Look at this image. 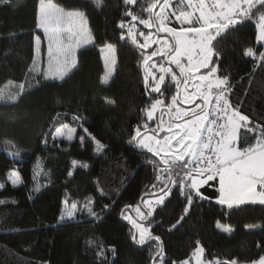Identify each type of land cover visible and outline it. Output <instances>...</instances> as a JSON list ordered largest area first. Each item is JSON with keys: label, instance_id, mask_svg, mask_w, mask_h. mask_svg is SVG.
Masks as SVG:
<instances>
[{"label": "trees", "instance_id": "obj_1", "mask_svg": "<svg viewBox=\"0 0 264 264\" xmlns=\"http://www.w3.org/2000/svg\"><path fill=\"white\" fill-rule=\"evenodd\" d=\"M38 1L0 4V87L8 81H25L33 62L34 37L44 39L37 28ZM56 2L86 13L93 41L79 50L77 67L63 81L37 77L40 83L18 102H0V200L6 201L0 204V264H153L156 242L136 244L132 239L135 230L124 216L136 218L137 205L146 211L143 200L155 197L164 186L156 180L152 163H159V158L129 141L137 126L142 132L145 122L149 128L157 126L161 114L157 112L156 118L148 121L142 110L153 99L170 100L175 85H162L164 96L153 93L149 98L141 50L129 40L122 41V30L118 28L122 17L131 19L123 16L127 10L139 14L147 5L142 0L131 6L124 5L123 0H103L100 8L91 0ZM257 22L256 17L248 19L217 40V75L228 76L231 103L239 106L250 122L264 125V61L259 60L264 42L256 41ZM135 23L139 30L148 32L138 21ZM107 44L117 51L113 75L105 84L101 80L104 64L100 47ZM249 47L255 57L244 54ZM58 114L60 123L77 129L72 141L52 137L58 126L53 118ZM74 115L82 119L74 122ZM78 124L106 147L95 151L94 141ZM81 135L85 136L83 142ZM6 141L16 148L6 147ZM17 148L21 150L20 158L8 155ZM38 158L48 176H35ZM73 160L88 167L73 168ZM12 170L20 173L21 184L13 186L8 179ZM37 184L41 187L34 191ZM201 191L206 199L197 197L185 213L187 200L175 187L153 213V235L161 237L166 264L190 258L196 241L204 247L206 260L236 258L239 264H250L264 255V205L247 203L232 209L220 205L215 181L203 185ZM86 197L92 198L99 219L87 211H77L74 219L59 221L65 199L68 207L73 201L79 207ZM217 221L230 225L231 233L217 228ZM246 225L260 227L249 230ZM89 239L97 244H87ZM100 241L104 257L98 258Z\"/></svg>", "mask_w": 264, "mask_h": 264}, {"label": "snow or ice", "instance_id": "obj_2", "mask_svg": "<svg viewBox=\"0 0 264 264\" xmlns=\"http://www.w3.org/2000/svg\"><path fill=\"white\" fill-rule=\"evenodd\" d=\"M137 2L138 0H123L126 6L135 5ZM142 2L147 6L142 7L139 14L129 9L123 16L131 19L126 21L122 17L118 22V28L122 30L120 39L129 40L141 50L143 81L149 98L153 93L163 97L162 85L166 84H174L175 93L170 100L166 97L156 98L152 100L150 106H145L142 111L146 113L148 121H152L157 112L161 114V119L156 128H149L145 122L143 132L141 127L137 126L129 141L135 142L137 147L146 149L154 157L159 158V163L156 161L152 163L156 166V180L162 181L164 186L159 189L158 194H154V199L143 200L146 211H142L137 205V217L124 218L135 230L132 239L136 244L156 242L153 264H166L167 258L161 237L153 235V213L157 206L165 203L175 187L179 188L181 197L187 200L185 213L197 197L206 199L201 191L202 186L217 179L218 204L226 205L229 209L247 203L264 205V125L250 122L249 116L244 115L239 106L231 103L228 95L231 90L229 78L217 75L220 52L216 50L219 38L253 17L258 19L256 40L264 41L262 11L264 0H142ZM4 3H11V0H0V4ZM91 3L100 8L103 0H91ZM143 14H147V18H142ZM136 21L147 28L148 32L140 31ZM173 21L180 26H171ZM37 28L43 31L44 39L48 42L47 66L42 67L34 55L25 81L19 84L8 81L0 87L2 103L18 102L22 95L40 83L37 77L63 81L77 67L76 50L93 41L86 13L80 9H67L56 0H39ZM125 29L126 32L123 31ZM140 37L143 38V42L140 41ZM34 39L37 45L35 51L39 53L41 37L37 35ZM105 47L109 54L105 61L106 67L109 60L111 67L101 80L107 84L113 75L117 49L112 44ZM244 54L256 56L251 47L246 48ZM259 60L264 61V52L259 54ZM166 77H170V80ZM164 114L168 116L166 122L163 119ZM59 119V114L53 118L58 126H55L51 133L52 137L54 139L63 137L67 141H72L77 129L68 123H60ZM72 119L79 122L82 118L74 115ZM78 126L92 138L96 145L95 151H102L106 147L92 136L83 124ZM241 130H244L245 138L246 134L255 133V142L248 147H239ZM47 135L45 133V136ZM80 140L83 142L85 136L81 135ZM5 145L16 148L8 141ZM8 155L20 158L21 150L17 148ZM77 165L88 167L86 163L81 164L80 161L73 160V168ZM35 169L37 170L35 176H48L39 158ZM71 175L72 172L69 171V176ZM8 179L13 186L22 183L20 173L16 170L9 172ZM2 187L3 184H0V188ZM40 187L41 185L37 184L34 191H39ZM4 203L6 201L0 200V204ZM63 203L65 208L62 209L60 222L74 219L77 211H87L90 216L99 219L93 210L91 197H86L79 207L76 201H73L70 207L67 199ZM216 226L224 232L232 231L230 225L221 224L219 221ZM245 227L254 230L260 226ZM86 243L97 244L91 239ZM98 246L101 250L97 252V257H104L103 242L100 241ZM112 251L115 249L112 248ZM204 257L205 249L200 241H196L190 258L179 262L172 261V264H190V261H194L195 264H239L236 258L222 261L216 257L211 260ZM250 264H264V255L252 260Z\"/></svg>", "mask_w": 264, "mask_h": 264}, {"label": "rangeland", "instance_id": "obj_3", "mask_svg": "<svg viewBox=\"0 0 264 264\" xmlns=\"http://www.w3.org/2000/svg\"><path fill=\"white\" fill-rule=\"evenodd\" d=\"M38 5H39V1H38ZM37 12H38V8H37ZM175 24L176 25H178V27L180 26L179 24H177V23H175L174 21H173V23H172V25L171 26H173V27H175ZM137 26V25H136ZM142 27H144L143 25H141ZM138 28V27H137ZM39 29V28H38ZM39 30H41V29H39ZM42 31V30H41ZM140 31H143V30H140ZM256 31H257V28H256ZM144 32V31H143ZM42 33H43V31H42ZM147 33V32H146ZM43 35H44V33H43ZM140 41L141 42H143V38L142 37H140ZM257 41V40H256ZM258 43H262V42H264V41H257ZM92 44V43H91ZM91 44H88V45H86V46H84V47H87V46H89V45H91ZM106 46V45H105ZM105 46H102V47H100V55H101V58H102V61H103V64H104V74H105V72L108 70V68H110L111 67V61L109 60V63H108V67H106V57H108V52H107V49H106V47ZM36 47H37V45H36V41H35V47H34V55L36 56V58H37V60L38 61H40L41 62V66L42 67H46L47 66V48H48V42H47V40L46 39H43V40H41V42H40V45H39V47L41 48V51L39 52V53H37L36 51H35V49H36ZM84 47H82V48H84ZM82 48H78L77 50H76V60H77V55H78V52H79V50L80 49H82ZM102 49H104V51H102ZM104 74H103V76H104ZM52 80V79H51ZM156 115H157V113H156ZM155 118H156V116H155ZM154 118V119H155ZM163 119H164V121L166 122L167 121V119H168V116H167V114H164V116H163ZM156 128V127H155ZM241 132H242V138H241V140L238 142V146L239 147H242V148H244V147H248L250 144H252V143H254L255 142V140H256V136H253L252 135V133H248V134H246V138H245V133H244V130H241ZM246 140V141H245ZM242 143V144H241ZM246 143V144H245ZM142 150H145V151H147L146 149H142ZM219 196V195H218ZM155 197H151V198H147V199H154ZM221 230V229H220ZM222 231V230H221ZM226 233H229V232H226ZM231 233V232H230ZM190 264H195V262L194 261H190Z\"/></svg>", "mask_w": 264, "mask_h": 264}, {"label": "crops", "instance_id": "obj_4", "mask_svg": "<svg viewBox=\"0 0 264 264\" xmlns=\"http://www.w3.org/2000/svg\"><path fill=\"white\" fill-rule=\"evenodd\" d=\"M215 181V183H216V189H217V191H218V188H219V181H218V179L217 180H214ZM218 195H219V191H218Z\"/></svg>", "mask_w": 264, "mask_h": 264}]
</instances>
